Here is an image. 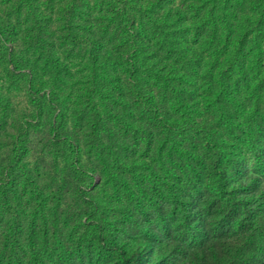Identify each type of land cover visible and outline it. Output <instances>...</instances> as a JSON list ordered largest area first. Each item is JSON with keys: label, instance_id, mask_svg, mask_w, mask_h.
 <instances>
[{"label": "rangeland", "instance_id": "rangeland-1", "mask_svg": "<svg viewBox=\"0 0 264 264\" xmlns=\"http://www.w3.org/2000/svg\"><path fill=\"white\" fill-rule=\"evenodd\" d=\"M176 8L190 28L203 19L196 0H0V264H36L37 253L47 264H114L90 251L94 205L122 244L162 238L178 257L186 231L172 196L177 185H212L193 164H210L207 141L264 191V36L259 58L243 61L253 68L238 86L244 110L227 97L239 59L195 43L194 29L177 57L154 31ZM122 10L148 30L144 47L124 37ZM216 201L206 221L218 217ZM236 238L231 252L261 241Z\"/></svg>", "mask_w": 264, "mask_h": 264}, {"label": "trees", "instance_id": "trees-1", "mask_svg": "<svg viewBox=\"0 0 264 264\" xmlns=\"http://www.w3.org/2000/svg\"><path fill=\"white\" fill-rule=\"evenodd\" d=\"M204 8H198L195 19L201 13L203 19L199 25L190 28L187 16L181 8L169 9L162 18L160 26L154 30L169 41L172 51L177 57L186 59L187 49H180L182 43H188L192 29L196 37L212 49L214 53L239 59L237 63L238 77L235 80L237 92L233 90L227 97L233 104L245 106L240 98V83L249 86L252 66H246L243 61L255 54V44L264 36V0H196ZM125 20L124 37L133 48L144 47L148 40V30L138 28L126 10L120 11ZM260 36V37H259ZM259 54H264L263 47H258ZM260 62L263 64V57ZM261 67V65H260ZM264 92V80L259 83ZM153 101L152 96H148ZM259 107V106H258ZM227 130H230L226 126ZM202 153L210 154L212 160L207 167L203 158H197L193 164L203 168L208 174L212 185L205 186L202 182H193V189L177 190L172 196V209L175 210L177 223H184L186 235L182 238L186 251L178 253V257L168 253V245L162 238L156 239L150 245L128 247L120 242L105 224L100 207L94 205L90 214L91 223V253L96 258L111 257L114 264H264V223L259 220L264 209V191L258 194L256 187L248 181L250 173L244 162H233L229 154L212 141L201 146ZM264 153V151H263ZM260 167L264 170V154H257ZM194 158V156H193ZM195 159V158H194ZM188 161H191L189 158ZM264 190V189H263ZM216 196V203L221 211L213 221H206V206L210 197ZM88 203L94 202L87 198ZM214 208V205L212 204ZM257 234L260 242L256 246H240L238 252H231L241 234ZM175 240V239H174ZM228 247V250L225 248ZM39 262L47 264L37 253ZM104 264V263H101Z\"/></svg>", "mask_w": 264, "mask_h": 264}]
</instances>
